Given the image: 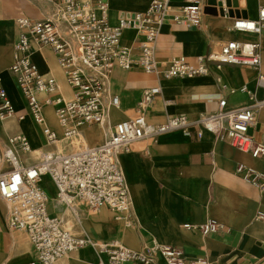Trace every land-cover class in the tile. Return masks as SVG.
Wrapping results in <instances>:
<instances>
[{"label": "crops", "instance_id": "0c3cea01", "mask_svg": "<svg viewBox=\"0 0 264 264\" xmlns=\"http://www.w3.org/2000/svg\"><path fill=\"white\" fill-rule=\"evenodd\" d=\"M57 0H0V78L16 114L0 119V144L7 143L16 132L25 134L33 150L44 147L40 125L34 121L27 102L9 71L14 58V42L18 35L16 18L42 19L50 16ZM203 5L198 26H183L166 20L160 27L155 44V58L166 68L173 57L184 56L195 62L199 56L217 53L230 40L257 42L261 63L258 68L209 61L210 71L202 75L163 77L146 73L140 67L123 69L115 65L109 75L104 103L118 96L117 108L107 106L108 121L134 116L142 90L159 85L161 94L147 107L146 120L162 123L167 116L184 114L196 120L218 108L225 99V108L250 104L247 91L264 98V88L256 81L264 73V31L253 33L232 27L238 17L256 19L264 0H200ZM109 22L116 25L122 15L144 11L151 0H107ZM188 0H170V12L177 11ZM56 9V6H55ZM121 44L137 50L136 30L126 28ZM31 58L42 74L52 75L64 97L71 96L56 56L49 46L33 44ZM46 110L47 123L60 134L55 115ZM23 114V118H18ZM131 116V117H132ZM107 122L81 128L80 138L89 145L102 143L107 135ZM256 140L264 138V105L255 108V123L250 129ZM85 140V141H84ZM59 143H57L58 148ZM59 149V148H58ZM36 159L35 155H32ZM130 201L132 222L107 208L90 211L80 205V222L65 216V208L53 199L54 190L42 187L49 194L48 210L64 218L76 234L85 233L98 243L118 241L131 250H141L153 240L177 246L191 258L205 257L209 264H264V220L256 219L264 210V190L235 174L237 164L250 166L264 174V157H253L227 139H219L207 130L197 136L193 126L146 135L137 140L128 152L119 154ZM46 184L50 183L43 177ZM7 207L0 202V264H29L34 258L32 245L24 231L7 224ZM213 218L223 228L203 234L185 228ZM107 262L91 246H84L53 264H98ZM122 264H142L125 261ZM154 264H165L156 258Z\"/></svg>", "mask_w": 264, "mask_h": 264}, {"label": "built area", "instance_id": "2783aa9c", "mask_svg": "<svg viewBox=\"0 0 264 264\" xmlns=\"http://www.w3.org/2000/svg\"><path fill=\"white\" fill-rule=\"evenodd\" d=\"M221 2L224 0H220ZM54 17L16 18L18 35L14 42V58L9 71L27 102L35 122L40 125L45 143L33 150L22 132L9 137L7 146L0 148V200L7 207V224L24 231L32 245L35 258L29 264H53L72 252L91 246L107 257L98 264H122L125 261L154 264L162 258L165 264H209L205 257L191 258L177 246L153 240L141 250H131L118 241L98 243L85 233L76 234L63 217L48 210L49 194L42 187L43 177L54 190L53 199L70 212L71 219L80 222V205L90 211L107 208L131 224V201L122 172L119 154L128 152L133 144L146 135L196 128L227 139L253 157H264V138L256 140L250 132L255 123V108L264 105L255 92L247 91L250 104L225 108L220 99L215 111L196 120L184 114L167 116L159 124H150L145 111L161 87L153 85L142 90L134 116L111 123L107 106L117 108L118 96L104 103L105 87L115 65L123 69L140 67L146 73L163 77L202 75L210 71L209 61L258 68L261 63L257 42L230 40L217 53L199 56L195 62L184 56L173 57L166 68L157 63L154 50L161 25L170 20L183 26H198L203 5L200 0H188L177 11L170 12V0H151L144 11L124 14L116 25L109 22L107 0H57ZM232 27L236 30L260 33L264 31V6L259 7L256 19L238 17ZM126 28L136 30L137 50L121 44ZM49 46L54 52L70 97L59 91L56 79L39 72L31 58L33 44ZM257 84L264 88V73H258ZM55 115L60 134L46 120V110ZM16 114L0 78V119ZM18 118H23V114ZM107 122V135L98 145L80 142L81 128ZM77 139L78 146L62 152L57 143ZM36 153V159L32 153ZM235 174L264 190V174L250 166L237 164ZM256 219L264 220V210ZM185 228L203 234L220 231L223 226L213 218L198 224L186 223Z\"/></svg>", "mask_w": 264, "mask_h": 264}, {"label": "rangeland", "instance_id": "374dc122", "mask_svg": "<svg viewBox=\"0 0 264 264\" xmlns=\"http://www.w3.org/2000/svg\"><path fill=\"white\" fill-rule=\"evenodd\" d=\"M53 5V10L50 12V16L54 17L55 15V12H56V9H55V5ZM133 114L130 113L127 117H131ZM77 139H72L69 143L63 139L60 140L59 142V145H58V148L62 151V152H70V151H73L77 148L78 146V141H76ZM80 142H83L82 139L80 138ZM7 146V143H4V144H0V148H5ZM32 155H35V157H37L36 153H32ZM43 185H46L49 190L51 191V185L50 183L46 184V182H43ZM1 203H3L5 205V202L0 200ZM85 206V205H84ZM65 216L69 217L70 218V212L65 209Z\"/></svg>", "mask_w": 264, "mask_h": 264}, {"label": "bare ground", "instance_id": "6f19581e", "mask_svg": "<svg viewBox=\"0 0 264 264\" xmlns=\"http://www.w3.org/2000/svg\"><path fill=\"white\" fill-rule=\"evenodd\" d=\"M107 118H109V116H108V113H107ZM82 139H84V138H82ZM85 141V140H84ZM30 144V143H29ZM45 177V176H44Z\"/></svg>", "mask_w": 264, "mask_h": 264}]
</instances>
